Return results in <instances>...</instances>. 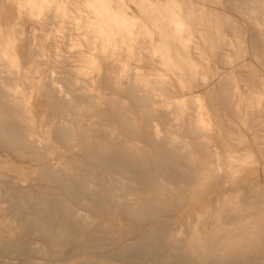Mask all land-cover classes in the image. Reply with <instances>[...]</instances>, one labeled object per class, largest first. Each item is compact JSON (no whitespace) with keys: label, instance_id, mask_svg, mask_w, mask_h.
Segmentation results:
<instances>
[{"label":"bare ground","instance_id":"6f19581e","mask_svg":"<svg viewBox=\"0 0 264 264\" xmlns=\"http://www.w3.org/2000/svg\"><path fill=\"white\" fill-rule=\"evenodd\" d=\"M66 2L72 8L73 0ZM11 3L0 0V151L30 159L40 174L35 176L49 184L50 191L40 198L33 186L23 187L18 203L10 201L13 205L7 208L0 201V225L17 222L23 207L27 214L19 219L34 221L24 232L60 248L110 228L103 224L107 219L115 220L122 231L148 223L140 238L148 245L141 261L166 243L170 251L163 264H264V0H201L200 8L212 13L213 22L230 31L220 36L223 50L220 40L217 46L218 41L206 35L202 47L196 44L200 18L190 0L184 8L165 0L143 20L131 18V24H126L123 11L108 10L105 0H85L89 19L75 18L57 0H20L18 17L27 9L40 26L74 25L72 37L68 31V51L79 47L73 35L87 41L85 34L92 32L112 40L111 54L125 49L137 63L132 74L114 57L115 66L110 62L102 72L97 58L81 52L82 66L72 70L76 78L58 74L45 85L43 96H36L27 79L38 82L39 70H27L24 63L30 59L38 66L43 48L35 29L25 35L18 18L13 28H5V5ZM105 19L111 25L101 24ZM145 19L157 21L153 27L160 29L161 41L153 51L144 44L152 38ZM176 39L192 45L195 56L183 59L188 69L170 56ZM175 53L180 55L179 48ZM201 53L215 62L214 81L197 64ZM170 68L184 69L189 89L182 88ZM92 71L98 74L95 84L107 78L111 93L87 90L85 80ZM199 83L205 91L197 90ZM39 121L63 122L42 131ZM79 142V156L59 155ZM5 164L6 170L23 174L13 162ZM58 188L63 194L56 195ZM1 189L0 199L5 197ZM73 201L88 209L78 216L76 227ZM182 219L184 225L172 231L170 223ZM155 235L159 238L152 239ZM4 246L0 238V248ZM105 259L103 264L132 263L124 256Z\"/></svg>","mask_w":264,"mask_h":264},{"label":"rangeland","instance_id":"374dc122","mask_svg":"<svg viewBox=\"0 0 264 264\" xmlns=\"http://www.w3.org/2000/svg\"><path fill=\"white\" fill-rule=\"evenodd\" d=\"M58 1H61L62 3L65 2V0H58ZM152 1H163V0H152ZM175 1L181 6V8H184L185 0H175ZM190 1L196 3V9L198 12V16L200 18V22H199L200 25L198 26L199 36L195 38L196 44L202 47L201 44H203L202 42L204 41L203 36L205 38V35H206L208 39L213 40L214 38L215 40L213 41H218L216 44L217 46L219 45V40H220L221 44L219 48L220 50H223V39H220V36H224L225 34L228 35L230 31L223 26L218 27L216 23L213 22L212 13L209 10H207V8L205 9L200 8L199 4L201 0H190ZM12 2L13 3L11 4L5 5L6 11H5V18L3 21L5 28L6 27L8 28L9 26L13 28V25H15L17 18H18V20L21 21V25H24L22 27H23V31L25 35L28 34L29 29L30 30L33 28L35 29L37 43L40 46V48H43V54L40 57L38 66L36 65L35 62L30 61V59L24 60L25 67L27 68V70L31 66L32 67L36 66V68L39 70L38 71L39 72L38 82L33 80L32 77H29L28 74H25L24 71L22 72V75L24 74L22 77L27 78L28 76L27 79L31 82V85L36 89L37 91L36 96L38 94L43 96L44 91L46 89L45 85H47L52 80L56 79L58 74H61L62 76H67L70 79L74 80L76 77L73 74L72 70H74V68L77 66H82L81 56L83 55L80 54L81 52H84L85 55L90 58H97L100 62L99 66L102 68L101 69L102 72L104 70L107 71L106 68H108L109 63L112 62L111 60L114 59V57H116V60H117L115 61L116 64L118 65L124 64L126 66L127 71L130 73L134 71V67L136 66L137 63L135 62L136 63L135 64L132 61L131 56L126 54L125 49H122V50L120 49L117 53L115 52V54L110 53L111 48L114 47L112 44L113 43L112 40L106 39V38L102 39L94 33H91L90 35L85 34L87 35V41H84L82 38L79 39L77 35L76 36L73 35L79 47L75 50L68 51L66 48L68 44L67 41H69L70 39L68 38L69 35L71 34V37H72V32L75 31L74 25L72 24L69 25L68 23L66 24V23L60 22L56 25L57 27H59L58 29L54 28L50 24H45L44 26H40L36 21L30 19L29 11L27 9L23 10L20 17H18V4L20 0H12ZM118 5H119L118 3L117 5L115 4V6H118ZM124 7H125L126 13L129 16L136 17L137 15H139V11L131 3L125 1ZM72 8H73L72 15L75 18L82 19V18H90L92 16L89 10L85 6V0H73ZM154 10L155 8L152 10V13L154 12ZM152 13H150V15H152ZM202 20H204L203 25H201ZM211 21L214 24H212ZM156 23L157 21L155 23L149 22L147 26L148 31H150L152 34L150 36L152 38L150 41L149 39L148 40L145 39L144 44L149 51H153L154 48H157L158 43L161 41L160 29L157 27L156 28L153 27V25L155 26ZM164 28L172 32V27L170 25H165ZM68 31L70 32V34H68L69 33ZM46 35L49 36V39L46 38ZM218 37L219 39H217ZM129 38L130 40H132L133 36L131 35ZM138 39L140 38L138 37ZM176 48H179V52H181L179 55L180 58L182 59L181 61H177V59H180V58H178L179 56L177 55V53H175ZM95 49L97 51H95ZM192 49H193L192 45L188 46L185 43L176 39L175 43L170 44V50H172V52L170 53V56L174 58L173 62H177L178 65L181 64L182 67H186V69H188L186 66V61H183V59L184 58L189 59L195 56ZM200 56H202V53ZM200 56H199L200 59L197 64L199 65L200 63L202 67V72L204 73V75L208 76L211 80L214 81L215 72H216L215 62L214 61L209 62L210 60L206 59L205 56H202V57ZM26 57L27 55H25L24 59ZM115 63L113 61L110 64H112V66L113 65L115 66ZM162 64L166 65V62ZM181 66H179V68ZM143 69H147V68L143 66ZM170 69L173 74L178 76L177 78H174V79L180 83L182 88L189 89L188 87L189 82L186 81L187 79H184L186 77L183 76L184 69L182 71L181 70L176 71L174 70V68H170ZM29 72L32 73L31 70ZM96 75L98 74L92 71V74L90 75V77H88L85 80L87 90L92 91L94 93H99L100 91L104 94L111 93V89L109 88L107 84V78L105 79L104 77L102 85H98V84H95L97 82L95 81V79H97ZM184 81H185V85H184ZM213 81L211 82V85L214 84ZM197 90L200 92H203L206 90V88L202 86V83H199V86H197ZM38 101H39V104H41V107L43 108L42 106L43 102L41 98H39ZM61 122L63 121H39L37 122V125L39 129H41L42 131H46L49 124L54 123L55 125H59L61 124ZM81 147H83V145H81V142H79L77 147H75L74 149L70 150L66 148L64 151L61 150L60 151L61 153H59V155H63V152H64L67 154L68 157L69 156L77 157L81 154V152L78 151V149ZM5 162H13L17 166H20L23 169L22 170L23 174L19 170H11V169L6 170L7 164H5ZM34 166L35 165L32 163L30 159L29 161L28 159H18L9 151L7 152L0 151V176H1L0 179L2 180L3 178L4 179L3 181L6 182L4 183L0 180V182L2 183V184L0 183V186H2V189L1 187L0 189L5 195V197H2L0 201H2L3 204L5 203L7 205L6 206L7 208H9L11 204L10 201L17 202L16 199L20 195V193L18 192H20L23 189V187L32 188L31 186H33V190L31 189L32 192L35 193L37 190L38 193L37 192L36 193L38 195L37 194H34V195L36 197L40 196V198L43 196L42 194L49 193L50 185L45 182L43 183L42 181H40L38 177L40 176V174L35 172ZM37 174L38 176H35ZM37 179L39 180L37 181ZM42 183L45 185H42ZM4 184L7 187L4 186ZM17 185L18 187H16ZM11 186L13 189L11 188ZM20 186L22 188H20ZM35 186L36 187L38 186V187L36 188ZM42 187H46V188L41 189ZM17 188L18 189L20 188V189L18 190ZM45 189L48 192L45 191L46 192L45 193L44 192ZM11 190L14 192V193L11 192L12 196L16 194V192L18 193V195L16 194L13 196L14 198H12V196L9 194L10 193L9 191ZM55 190H56V195H59L61 193L59 188ZM9 198L10 200L8 201ZM30 204L33 205V202L31 201ZM71 205H72L71 211H72L73 220H74L73 223L76 227L78 226L76 222L77 220H79L80 214L81 213L83 214L84 212L87 213L88 209L86 206L81 205L76 201L75 202L73 201ZM21 208L18 211L19 214L21 215L27 214ZM20 210H22L23 212ZM19 218L17 219V222H15V220L7 221L6 223L8 225L7 224L6 226L0 225V238H1L2 243L6 245L0 248V264H103V262L106 261L105 258L114 257V256L116 257V259L118 258L122 259L123 256L125 258L126 257L130 258L132 262L131 264H163V261H164L163 259L165 258L166 255L169 254V251H170V248H169L170 245L166 243H162L161 248L159 249V252L157 251L158 252L157 254L153 253V252H156V250H151L150 253L148 254L149 258L148 259L144 258V261H141L142 257H144L145 255L144 249L146 250L147 249L146 246L148 245L146 243L145 244L141 243L140 238H142L143 232L145 233L144 229L148 227L147 226L148 223L147 224L145 223L137 224L136 223L135 225L127 227L126 231H122L121 230L122 226L120 227L117 223H115V220L107 219L103 221V224L106 225L109 223L110 228L106 227L102 229L100 233L92 237H89V236L80 237L81 239H78L75 242H71L64 247L59 248V246H54L56 245L54 243H53L54 245L50 244L49 240L47 239H43V238L39 239L36 235L32 234V232H29V231L24 232V229L31 226V224H34L33 223L34 221H31V219L25 220V219H19ZM43 220H44L43 222H47V220L45 219ZM112 221L114 222V224ZM185 222L186 221L184 219L178 220V221L175 220L174 222L170 223L169 227L172 231H177L181 228V226L184 225ZM16 223H20V225L22 226L20 227V225ZM123 225L128 226V223L125 222L123 223ZM109 230L111 232H109ZM94 232L96 233L97 231L96 230L91 231V233H94ZM144 238L147 239L146 237ZM157 238H159V235L153 236L152 239H157ZM179 239H183V237H180ZM50 247L52 248L50 249Z\"/></svg>","mask_w":264,"mask_h":264},{"label":"crops","instance_id":"0c3cea01","mask_svg":"<svg viewBox=\"0 0 264 264\" xmlns=\"http://www.w3.org/2000/svg\"><path fill=\"white\" fill-rule=\"evenodd\" d=\"M67 0H65V2L63 3V4H65V5H67V7H68V10H69V12H71L72 13V9L73 8H71V7H69V3H67L66 2ZM106 1V5H107V9L108 10H110V11H113V12H119V11H123L124 12V19H125V22H126V24H131V18H141L142 20H143V17H145V16H148V15H150V13H152V8L153 7H156V5L159 3V4H163L164 2H165V0H163V1H152V0H143V2H141L142 0H105ZM125 1H127V2H129V3H131L133 6H135L136 8H137V10L139 11V15H137L136 17L134 16V17H131V16H129L127 13H126V11H125V7H124V5H125ZM57 2H58V4L59 3H62L61 1H58L57 0ZM92 2V1H91ZM117 3L119 4L118 6H115V4L117 5ZM121 3V4H120ZM151 3H153L154 5L152 6V5H150ZM91 18V17H90ZM87 19H89V18H87ZM107 23V24H109V25H111L110 24V22L109 21H107L106 19L101 23V24H103V23ZM146 22V23H145ZM145 22H143V24L144 25H146V26H148V24H149V21H147L146 19H145ZM61 23H63V22H61ZM92 33V32H91ZM91 33H87V34H91ZM112 33L114 34V33H116V31L114 30V28H113V31H112ZM139 37V36H138ZM79 38V37H78ZM101 38V37H100ZM105 39V38H104ZM107 39V38H106Z\"/></svg>","mask_w":264,"mask_h":264}]
</instances>
